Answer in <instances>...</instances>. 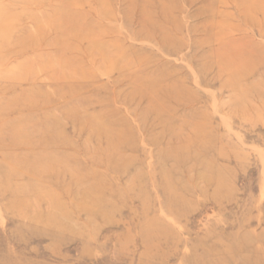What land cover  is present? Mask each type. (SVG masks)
I'll use <instances>...</instances> for the list:
<instances>
[{
	"label": "rangeland",
	"instance_id": "obj_1",
	"mask_svg": "<svg viewBox=\"0 0 264 264\" xmlns=\"http://www.w3.org/2000/svg\"><path fill=\"white\" fill-rule=\"evenodd\" d=\"M133 3L0 0V264H264V0Z\"/></svg>",
	"mask_w": 264,
	"mask_h": 264
},
{
	"label": "bare ground",
	"instance_id": "obj_2",
	"mask_svg": "<svg viewBox=\"0 0 264 264\" xmlns=\"http://www.w3.org/2000/svg\"><path fill=\"white\" fill-rule=\"evenodd\" d=\"M133 1L134 0H128V7L127 8H130V5L132 6V4H134L133 3ZM227 1V0H226ZM256 1V0H255ZM158 2V1H157ZM145 3V2H144ZM222 5L225 3V1L223 2V1H221L220 2ZM256 3V2H255ZM225 5L227 6V5H232V4H230V3H225ZM235 6V7H234ZM252 7L251 8H259L256 4H254V5H251ZM233 7L237 10H239V6H237V5H233ZM241 8H243V6L241 5ZM244 8H246L245 6H244ZM259 9H261V10H259L258 12H256L255 14H251V12H250V10L248 9V10H246L245 12V15H244V24H246V26H247V28H249V31H247V33H250L249 35H253V32L255 31V33H256V35H258L259 37H260V39H263L264 40V28H263V26H264V9H262V8H259ZM62 12V11H61ZM256 14H259L260 15V19H258V18H255V15ZM233 20V19H232ZM241 21V20H240ZM240 23V22H239ZM56 25V24H55ZM233 25V24H232ZM232 25H230V28H231V26ZM238 25V24H237ZM240 25V24H239ZM60 30L61 31H69V30H76V29H78L77 28V26L76 25H74V23H71V20L70 19H66V20H63V22L60 24ZM232 28L236 31V32H239L242 28L240 27V26H232ZM59 29V28H58ZM176 33H179V31L177 32V30H176ZM254 33V34H255ZM241 34V33H240ZM249 35H242V37L241 38H239V40H234L232 43H230V44H228V45H230V46H226L224 49H222L221 47L223 46H221V47H219L218 49H217V51H216V53H219L220 51H221V49L222 50H225V51H230L231 50V54H233L234 56H238L239 55V53L237 52V51H235V48L237 47V46H240V48H247V50H248V52H249V54H255L257 51H261L263 48H264V44L263 45H261L262 43H259V42H257V43H251V39L252 38H249L248 36ZM238 36V35H237ZM231 42V41H230ZM252 45H251V44ZM262 46H263V48H262ZM233 50V51H232ZM235 51V52H234Z\"/></svg>",
	"mask_w": 264,
	"mask_h": 264
}]
</instances>
